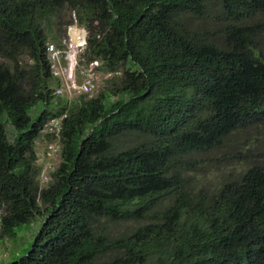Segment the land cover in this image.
<instances>
[{"label":"trees","instance_id":"trees-1","mask_svg":"<svg viewBox=\"0 0 264 264\" xmlns=\"http://www.w3.org/2000/svg\"><path fill=\"white\" fill-rule=\"evenodd\" d=\"M73 24L97 95L55 93L47 42ZM218 151L243 165L193 176ZM0 210V239L41 221L8 264H264V0H0Z\"/></svg>","mask_w":264,"mask_h":264},{"label":"rangeland","instance_id":"rangeland-1","mask_svg":"<svg viewBox=\"0 0 264 264\" xmlns=\"http://www.w3.org/2000/svg\"><path fill=\"white\" fill-rule=\"evenodd\" d=\"M79 26V25H78ZM81 29H85L79 26ZM86 31V29H85ZM84 32V31H83ZM87 35V31L85 32ZM58 70L60 72L58 78L61 80L63 87L54 86L55 93L67 96L68 98L78 95L79 90L74 89L73 82L67 72L63 69L65 68L64 64L59 61L57 63ZM110 77L109 73L100 72L98 75V86L95 92L91 95H97L101 88L106 84V79ZM58 89H62L61 93H57ZM57 130V127L54 125L47 127L36 141V152H37V161L36 164L40 167L39 181L40 185L46 186L52 179L51 173L59 166L61 162V142L59 139L50 140L47 137V133H50L53 129ZM131 136L124 135V140L120 141V145H126L130 142L134 144L141 141V136L136 134H130ZM130 137L129 139H127ZM225 151H218L213 153L205 152L200 153L195 156L197 170L193 172V176L203 180V182H220L223 178V174L229 170L237 167L241 168L242 163L228 164L226 161L227 156L232 159V155L223 154ZM235 162V161H234ZM0 210V214H1ZM133 223V222H131ZM135 224V223H134ZM41 225V221L37 220L32 222L30 225H24L17 229V237L7 238L6 240L0 239V264H8L13 259L21 256L25 253V248L33 242L37 231ZM125 229V223H118L115 226V230L120 228Z\"/></svg>","mask_w":264,"mask_h":264},{"label":"built area","instance_id":"built-area-1","mask_svg":"<svg viewBox=\"0 0 264 264\" xmlns=\"http://www.w3.org/2000/svg\"><path fill=\"white\" fill-rule=\"evenodd\" d=\"M84 31V32H83ZM85 29H81L77 24L68 27L67 36L61 44L54 41L47 42L46 53L50 62V68L55 76H59L57 63L61 61L63 68L73 82V88L80 93H93L98 86V75L100 73L101 61L99 59L87 62L83 57V52L87 45ZM63 87V84L60 86ZM58 89L57 93H61ZM61 119H52L48 127L54 125L59 127Z\"/></svg>","mask_w":264,"mask_h":264}]
</instances>
